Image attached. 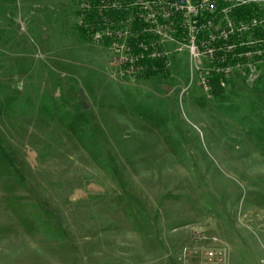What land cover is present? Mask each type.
Segmentation results:
<instances>
[{
    "label": "rangeland",
    "instance_id": "1",
    "mask_svg": "<svg viewBox=\"0 0 264 264\" xmlns=\"http://www.w3.org/2000/svg\"><path fill=\"white\" fill-rule=\"evenodd\" d=\"M91 4L0 0V264H261L264 56L215 98L199 43L224 19L195 32L191 8L151 24L167 74L144 77L122 64L132 16L80 37Z\"/></svg>",
    "mask_w": 264,
    "mask_h": 264
},
{
    "label": "built area",
    "instance_id": "2",
    "mask_svg": "<svg viewBox=\"0 0 264 264\" xmlns=\"http://www.w3.org/2000/svg\"><path fill=\"white\" fill-rule=\"evenodd\" d=\"M146 1L149 3V7L153 6L154 11H157L154 17H149L150 12L147 13L144 10L147 8V7H144L145 6L144 4L147 3L144 0H134L133 2H128V5L131 7H137L140 10L139 16L143 17L145 22H148L149 24L148 31L150 34H152L153 32H156L155 28L153 29L151 26L152 23L160 24L162 27H165L166 29H172L173 27H175L174 23L179 21V18H181V16L186 13L187 9L189 10L192 8V11H189V12H193L194 14H197L201 17L203 14H206L207 11L209 13L214 12L216 10L217 5H219V3L223 4L222 9H221V14H222L221 18L224 19L223 28L217 29L215 33L214 31L213 33L207 32L206 33L207 36L199 43L201 44L200 47L203 48L202 53L206 54V56L208 55L210 58V68L211 69H230L233 67H238V65L240 64L239 62L240 57H245L246 59H249L254 56L256 57L260 55L264 56V29L262 30L259 29L261 25L264 26V9H260L259 4H258L260 3L259 0H209V1L205 0L203 3L205 5L204 10H201L200 6L199 8H196V9L195 7H190V6L186 7L185 0H146ZM251 3L255 4L256 7L262 13L259 15L253 16L247 22L245 21L235 22L229 16L232 8L237 7V6L251 4ZM212 24H215V23L209 20L204 21L201 24H199L197 20V22L195 23V32H197L198 30L202 32L204 28L209 29ZM178 25H179L178 27L180 28V21ZM258 31L261 32V35L254 39L255 40L254 43L244 40L248 34H252V33L256 34ZM99 33H100L99 31L95 32L93 34V38L94 39L99 38L100 37ZM127 34H129V38L132 36V33L130 31ZM101 35L102 37L103 36L107 37V39H110V40L116 36L115 33H111V32L107 33L106 35L104 34H101ZM231 35L235 38V41L239 43V46H242V45L249 46L250 45L252 46V48L245 52L239 53L238 54L239 58L237 57L238 61L235 62L234 64H226L224 66H215L214 64H212V59H211L213 54L216 51H222L223 47L226 52H232V48L234 47V44L231 43V44H227L226 46L218 47L214 43H216L218 40L227 41V39H229ZM129 38L126 41V45H125L126 51H125V56L122 59V64L125 70L130 69V71L128 70L129 72L137 73V72H140L142 69L146 68L145 64L142 62L144 55L143 53L134 52L133 47L129 43ZM151 41H152L151 45L154 47V49L149 54V56L153 58V57H159L163 55L158 49V44L153 39H151ZM260 44L262 45L260 46ZM254 45L256 47H254ZM194 50H195L194 47H192V52L195 55H198L199 51L197 50V53H195ZM257 51L261 53L259 54L257 53ZM204 84L205 86H207L206 80ZM205 256H207V261L209 262L208 264H221L223 261L221 252L213 248L207 249V251L205 252ZM261 264H264V260H262Z\"/></svg>",
    "mask_w": 264,
    "mask_h": 264
},
{
    "label": "trees",
    "instance_id": "3",
    "mask_svg": "<svg viewBox=\"0 0 264 264\" xmlns=\"http://www.w3.org/2000/svg\"><path fill=\"white\" fill-rule=\"evenodd\" d=\"M92 4L84 9L80 14V23L78 31L80 37L89 41L93 38V34L97 31H101L105 28V25L109 23L126 22L129 21V30L132 36L129 38V43L133 47L135 53H143L144 58L142 62L146 68L142 69L139 74L144 77H155L158 75L166 76L167 69H165L166 57L161 55L159 57H150L149 54L153 51L154 47L151 45L152 36L148 31L149 24L145 22L143 17H140V10L137 7H131L128 2L134 0H89ZM223 4L219 3L216 10L212 13L207 11L203 14L199 21L217 22L221 17V9ZM262 12L256 7L255 4H247L243 6H237L231 9L229 16L233 21H245L247 22L255 15H259ZM261 34V32L259 31ZM184 33L179 30L178 37H182ZM110 40L104 38V43L109 44ZM234 44L232 52H226L224 47L222 51H216L212 56V64L215 66H224L226 64H234L238 61V54L250 50L252 46H239V43L235 41V38L231 35L227 41L218 40L214 43L216 46H226L227 44ZM141 45V46H139ZM262 44H260L261 46ZM238 57V58H237ZM224 59V60H222ZM239 60H246L245 57H240ZM222 62V63H221ZM225 69H211L210 76L207 78V87L215 98H222L224 93V76ZM9 164H12V159L2 151Z\"/></svg>",
    "mask_w": 264,
    "mask_h": 264
}]
</instances>
